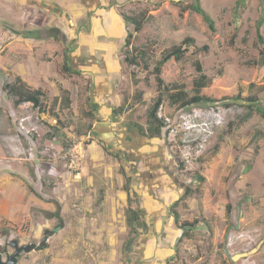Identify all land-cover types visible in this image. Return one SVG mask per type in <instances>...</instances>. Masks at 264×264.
I'll return each instance as SVG.
<instances>
[{"label": "rangeland", "instance_id": "rangeland-1", "mask_svg": "<svg viewBox=\"0 0 264 264\" xmlns=\"http://www.w3.org/2000/svg\"><path fill=\"white\" fill-rule=\"evenodd\" d=\"M28 2L0 0V252L4 251V260L15 252L12 241L39 246L47 232L59 229L46 248L22 252L18 264H264V65L259 63L256 47L258 28L264 37V0H200L215 23L214 32L199 14H180V8L193 0H129L116 6L125 16L148 12L141 32L135 33L129 26L134 47L151 55L141 58L143 55L136 54L139 66L130 68L135 71V82L125 90V97L134 100L128 106L134 113L130 117L138 118L145 129L147 110L158 95L153 69L164 53L186 38L194 42L185 46L188 53L180 62L163 66L162 89L183 86L193 96L194 80L201 74L211 77L217 70H223L225 82L223 87L201 91L213 103L184 110L171 105L163 92L159 116L168 134L161 142L171 162L166 169L176 171L180 187L177 197L162 190L150 194L144 188H155L154 180L145 183L140 173L129 174L135 191L132 206L141 211L150 230L140 232L128 244L131 235L125 215L127 203L121 197L122 174L110 155L97 163V153L91 148L97 136H81V128H87L81 124L88 116L77 118L71 110L62 125H54V115L24 104L16 107L15 98L5 90L14 80L12 74L27 71L20 75L29 81L45 76L38 86L45 90L47 110L54 113H58V106L51 103L57 91L54 84L60 87L70 80L66 84L76 99V84L82 81L80 99L86 94L87 80L83 77L77 82L70 76L64 79V53L75 41H67L55 27L58 20L48 25L51 12L43 23L54 31H45L42 50L38 46L33 50L32 42L24 40L20 32L34 26L26 22ZM12 12L23 21H10ZM11 28L16 35L12 39ZM30 56L37 60L27 61ZM197 62L203 73L197 71ZM238 95L255 101L236 100ZM212 108L218 117L210 120L214 126L211 136L198 148L196 144L203 137L199 123L207 120L199 112ZM117 141L112 136L105 144L114 151ZM183 159L184 165L180 162ZM161 175L172 177L168 170ZM187 187L199 192L176 211L181 221L199 223L183 235L172 216V205ZM101 189L105 190L104 200L98 201ZM45 212H57L58 216L50 218Z\"/></svg>", "mask_w": 264, "mask_h": 264}, {"label": "crops", "instance_id": "crops-1", "mask_svg": "<svg viewBox=\"0 0 264 264\" xmlns=\"http://www.w3.org/2000/svg\"><path fill=\"white\" fill-rule=\"evenodd\" d=\"M128 1L129 0H29V8L26 12V22L34 26H29L28 31H31L32 35L29 38H25L24 40L32 42L33 50L35 46H38L39 51L42 50V48L46 45L44 44L46 41L45 37H42L44 36L45 31H54V28H46L45 24L43 23V21H45L47 18L46 16L48 13L51 12L49 14L50 22L48 25L50 26L51 22L58 20L62 25L58 22L55 27L61 29L60 31L64 34L67 41H75L74 46L72 44L73 47L64 53L63 66L67 64L73 72L78 73L65 72L62 70L66 75L64 79L67 80L66 78L70 76L75 79L73 82L80 81L82 77L87 80L85 81V88H87L86 94L81 95V99L79 92L83 90V88L80 89L79 87H81L82 81L76 84L78 87L76 90V99H74L70 84H66L69 83L68 81L70 80L62 83V86L60 87H58L57 84H54L55 87L57 86V91L55 89L56 93L51 103H54L56 106H58V113H54V111H51V109L49 112L47 111L48 114L54 115L52 123L54 122V125L55 123L63 124V120L66 119L65 115L67 116L71 110L75 111L77 118L81 117V114H86L89 119H84L83 124L81 125H87V128H81L82 130L80 133L83 137H88L91 133L97 136V143H94L91 147L93 152L95 151V153H97V163H103L106 159L105 155H110V157L116 159L119 165V170L121 167H123L128 176L129 174L134 175L135 173H140V178L145 183L154 180V186L156 187H147L146 189L148 191L144 188L147 193L156 194L154 192H160L162 190V192L166 191L168 195H176L177 197L176 189L180 187V182H178L176 171H174L173 168L169 167L166 169L167 166H171V162L168 156H165L163 153L161 141L164 139V137L151 139L143 135L140 131V128L143 127L145 129V127L140 124L141 122L138 120V118L133 119L130 117V115L133 113V110L128 109V106L134 102V100H128L125 97V90H127L130 83L133 84L135 82V71H131L132 67L128 64L127 60L128 58H132L134 54L136 55V48L134 47V38H132L131 46H126L128 36L130 34L133 35V33L131 32L132 30L129 26V23L126 22L124 16L117 10L116 7L118 6V3H127ZM18 3L21 4L20 1H18ZM54 4H57L62 9L59 10L58 8L54 7ZM3 14L4 12L1 11L2 17ZM14 16H16L18 19H14ZM9 18L12 19L10 21L13 22L14 20H16L15 22H18V20L23 21L19 14H15L13 12L10 14ZM130 25L134 27V25ZM10 31V38L12 39L16 35L12 33L14 31L13 28H11ZM135 33L139 32L135 31ZM19 39L17 41H19ZM65 57L68 58L67 63ZM32 59L33 61L35 59L37 60L36 57L34 58L30 56L28 57L27 61ZM42 63H45L44 60ZM44 66L47 67L46 65ZM145 70L147 71V69ZM26 73L27 71L22 74ZM20 74L17 73V75L26 81L30 87L44 92V97L42 98L44 102V98L46 96L45 90H42L38 85L43 83L42 79H44L45 76H38L39 78L36 81L33 79V77H31V81H29L24 79L21 76L22 74ZM154 78L156 80V77ZM132 87L133 85H131V88ZM62 90L69 92V97L71 100V104L69 106L65 105L64 103L62 104ZM159 93L160 92L158 89V95ZM158 95L156 97H158ZM132 96L134 95L132 94ZM135 97H132V99ZM145 98L146 94L144 95V99ZM155 99L156 98H154V100ZM152 104L149 105L147 110L148 112ZM83 109L86 112H83ZM61 112H64V116L62 117ZM57 115L59 117H56ZM49 136L52 137L51 134H49ZM112 136L118 140L117 142L119 143L118 148L114 151L108 148V144H105L111 140ZM22 137L25 139L22 134L18 133V138L22 139ZM25 143L28 144V141ZM25 154H27V151ZM127 157L129 159H127ZM164 170L166 172L168 170L172 177L165 179L164 176L161 175L163 174ZM121 178V197L127 203L125 210L126 215L127 209L129 207L128 193L124 188V176L122 175ZM90 185L92 186L93 182ZM99 193L100 198L98 201H103L105 190L101 189ZM130 193L132 195L135 193L132 187ZM180 193L181 194L179 195V198H175L176 201L173 203V205L183 195L182 191ZM133 208L136 209L135 207ZM168 209L170 210V207ZM148 230H150L149 225Z\"/></svg>", "mask_w": 264, "mask_h": 264}, {"label": "trees", "instance_id": "trees-1", "mask_svg": "<svg viewBox=\"0 0 264 264\" xmlns=\"http://www.w3.org/2000/svg\"><path fill=\"white\" fill-rule=\"evenodd\" d=\"M195 12L197 14H199L202 19L204 20V22L208 25V27L210 28L211 31H216L215 28V23L212 20V18L207 14V12L203 9V7L201 6V2L200 0H193V3H191L190 5L184 6L180 8V14L183 15L186 12ZM123 15V14H122ZM126 22L129 24L134 25V30L136 32H140L147 19H148V12L147 11H142L138 14H133L131 16H125L123 15ZM22 36H24L25 38H29L32 35V32L30 31H24L21 33ZM236 36H233L231 39V43L233 44V40L235 39ZM132 34H130L128 36V40H127V47H130L132 44ZM194 42L193 38H186L180 45L174 46L173 48H171L168 52L164 53L162 59L158 62V64L155 66V68L153 69V73L155 74L157 83H158V89H160V93L158 95V97H156V99L154 100L152 106L149 109L148 112V119H147V123H148V129H144L143 127L140 128V131L143 135L147 136L148 138H163L164 137V129H165V121L159 116V110L162 107V104L164 102V98H163V92L165 94H168V99L170 101V104L179 108V110H184V109H188L191 107H194L198 104L201 103H213V99L201 94V91L204 88H220L223 87V85L225 84L224 82V72L223 70H217L213 76L209 77L207 75L201 74V76L194 80L193 85H194V91L195 94L193 96H189L186 88H183V86L180 88L179 86H171L170 88H163L164 86V80L161 77L162 75V69L163 66L167 63V62H171V63H178L180 62L184 56L188 53L187 48H185L186 45H190ZM264 42V37L260 32V28H258L257 31V42H256V47H259V54H260V62L261 65H264V47L262 46ZM205 50H208V46L204 47ZM147 50H135L136 54H141L143 56L139 57H148L149 54L148 52H146ZM139 52V53H138ZM136 58H135V57ZM134 56L132 58H128L127 62L128 64L132 67V66H139V58H137L138 56L134 54ZM66 59V63L68 62V58L65 57ZM149 59V58H148ZM147 59V60H148ZM145 61V59H142ZM258 63V62H256ZM148 68V66L146 67ZM196 68L197 71L200 73H203V68L200 62L196 63ZM62 70H64L65 72H73L70 67L66 64L63 66ZM73 73H78V72H73ZM13 76V82L7 83L5 85V90L7 91V93L15 98L14 103L15 106L19 107L23 104H26L30 109H37L38 111H42V112H49V110H47V108L45 107V104L43 103L42 98L44 97V92L41 90H37V89H33L32 87H30L19 75L17 74H12ZM236 100H245V101H255L254 98H243L241 95L236 96L235 98ZM58 101V100H56ZM65 104L67 106H69L71 104V100L69 97V92H67L66 90H62V104ZM215 104V103H214ZM253 108V107H252ZM122 110V109H121ZM56 117H59L58 115ZM59 125H62L61 123H59ZM92 127V125H91ZM168 132H166L165 136H167ZM86 135V134H85ZM181 159V157H179ZM182 165L183 164V160H181ZM120 172L122 173V175L124 176L125 179V184H124V188L125 191L128 193V203H129V207L127 209L126 215H127V222H128V226L130 227V235L126 241V244L131 243L138 235H140L139 231H144L147 232L148 231V225L147 223L143 220V216L141 211L134 209L132 204L134 202L133 200V195L130 193L131 192V185H132V178L130 176L127 175L125 169L123 167H121ZM203 181V178H201ZM31 191L36 194L37 192L31 188ZM199 192L198 189H192L190 187H187L185 189L184 194L180 197V199L173 205V209H172V216L174 217L175 220V224L177 226L178 229L183 230V235H187L189 234V232L187 231H192V229L197 228L196 226L199 223V220H195L193 222L190 221H181V217L180 214L176 211V208L179 205H184L187 206V202L188 200L196 193ZM47 216H49L50 218L53 217H57L58 213H48L45 212Z\"/></svg>", "mask_w": 264, "mask_h": 264}, {"label": "water", "instance_id": "water-1", "mask_svg": "<svg viewBox=\"0 0 264 264\" xmlns=\"http://www.w3.org/2000/svg\"><path fill=\"white\" fill-rule=\"evenodd\" d=\"M167 216H169V212L167 213ZM58 230L59 229H55L53 231L46 233L44 238L41 240V243L39 246L35 244L21 246L18 241H12L11 246L15 249V252L12 255H9L8 257H6V260H4L3 256L0 255V264H18V259H19V256L22 254V252L29 253L38 248L40 249L46 248V244L49 238L52 237L54 234H56Z\"/></svg>", "mask_w": 264, "mask_h": 264}, {"label": "built area", "instance_id": "built-area-1", "mask_svg": "<svg viewBox=\"0 0 264 264\" xmlns=\"http://www.w3.org/2000/svg\"><path fill=\"white\" fill-rule=\"evenodd\" d=\"M215 109L212 108L211 111H200L199 113L202 115V116H205V122H201L200 123V127L202 128L203 130V137L201 138L200 142L197 145L198 148H202L204 146L203 143H206V139H207V136H211V130L213 129V123H209L210 120H212V122H214L215 119H217L218 115H215L214 114V111ZM197 112V111H196ZM161 117V116H160ZM215 123L218 125L220 124V121H215ZM210 126V128H209ZM29 133V132H28ZM183 161L186 163V161L183 159Z\"/></svg>", "mask_w": 264, "mask_h": 264}, {"label": "flooded vegetation", "instance_id": "flooded-vegetation-1", "mask_svg": "<svg viewBox=\"0 0 264 264\" xmlns=\"http://www.w3.org/2000/svg\"><path fill=\"white\" fill-rule=\"evenodd\" d=\"M163 134H164V137H165V134H166V133H165V129H164V132H163ZM180 162H181V161H180ZM4 254H5V253H4V251L0 252V255H2V256H3ZM8 256H9V255H7V257H8Z\"/></svg>", "mask_w": 264, "mask_h": 264}, {"label": "clouds", "instance_id": "clouds-1", "mask_svg": "<svg viewBox=\"0 0 264 264\" xmlns=\"http://www.w3.org/2000/svg\"><path fill=\"white\" fill-rule=\"evenodd\" d=\"M25 106H26V104H24ZM199 126H200V123H199ZM182 163V162H181ZM185 162L183 161V164H184ZM48 233V232H47Z\"/></svg>", "mask_w": 264, "mask_h": 264}]
</instances>
